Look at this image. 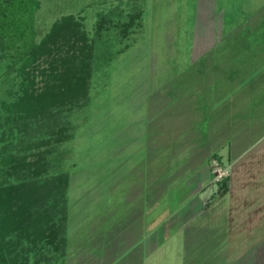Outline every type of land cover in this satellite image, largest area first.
I'll return each instance as SVG.
<instances>
[{
	"label": "crops",
	"instance_id": "1",
	"mask_svg": "<svg viewBox=\"0 0 264 264\" xmlns=\"http://www.w3.org/2000/svg\"><path fill=\"white\" fill-rule=\"evenodd\" d=\"M233 19L235 33L238 27L249 24V34L239 36L241 40L237 43L238 48L243 47L244 52L249 53V62L245 60L242 65L237 51L225 57L230 59L227 72L230 79L234 76L237 83L238 76L245 75L244 84L238 82L233 89L225 82L217 86L218 81L213 82L211 77L208 79L211 82H206V77L215 76L209 70L215 71L218 64L216 57L211 60L212 55L206 61L205 50L217 49L212 44L217 37L215 41L199 43V47L186 46L187 50L175 44L177 52L171 55L178 71L172 77L167 72L161 75L158 83L155 78V82L144 85L145 90L142 86L139 92L129 93L128 97L132 98L128 111L125 106L122 108L121 99L113 100L112 109L108 107L106 112H98L99 116H95V124L101 121L103 126L102 137L101 143L94 149L91 147L90 153L101 156L97 159L100 164H105L107 156L116 152L107 139L111 133L107 126L112 119L119 120L121 130L129 131L123 142L131 139L130 145L144 148L146 157L143 162L139 161L140 167L129 158L128 171L132 174L126 176L127 182L125 177L117 181H110V177L105 181L106 176L100 179L96 176L100 189L94 188L85 196L73 195L75 184L74 177L71 178L63 233L66 244L62 257L54 254V264H157V254L164 252L166 246L178 251L179 245L186 244L189 251H195L201 249L207 239L215 244L214 235L220 233L216 226L210 225H216L223 214L233 216L237 208L232 207V203L236 205L242 199L247 204L252 200L264 202V25H258L264 23V4L253 13L249 12V19H241V22L236 17ZM118 38L125 40L121 36ZM106 53L104 51L101 57H107ZM99 58L95 47L93 64ZM158 65L152 66L153 76ZM185 73L187 80L178 83V78ZM94 75L93 72L92 80ZM92 87L93 81L90 91ZM111 88L104 85L102 90ZM87 98L90 101V94ZM105 102L106 95L98 107ZM170 105H173V112L168 114ZM121 108L117 115L115 111ZM107 112L113 115L109 122H105ZM94 134L88 137L93 138ZM123 146L125 149L126 145ZM166 147L167 164L160 159ZM226 151L233 172L227 181V191L221 182L210 185V160L220 163V156ZM130 152L129 149L127 153ZM113 158L110 164L124 162L115 160V155ZM87 167L94 166L88 164ZM164 169L166 181L159 183V173ZM115 170L119 168L108 170V173L113 174ZM121 184L124 189L118 193L117 187Z\"/></svg>",
	"mask_w": 264,
	"mask_h": 264
},
{
	"label": "rangeland",
	"instance_id": "2",
	"mask_svg": "<svg viewBox=\"0 0 264 264\" xmlns=\"http://www.w3.org/2000/svg\"><path fill=\"white\" fill-rule=\"evenodd\" d=\"M33 3L31 4L34 10L32 21L34 22L37 43L45 38L55 24L72 17L80 24L83 32L87 34L89 44L95 43L97 55L100 57L94 61L95 75L92 80V90L89 91L90 101H87L88 98H84L77 102L71 110L60 114L62 124L67 126L69 130L70 139L68 138L56 147L60 151L68 153L66 169L70 171L71 178L74 177L73 195L81 197L100 187V181L96 182V176L99 179L106 176L105 181L110 177V181L123 180L122 178L125 177L124 180L127 182L126 176L132 174L128 171L129 161L138 162L140 167L142 163L139 161L143 162L146 157L144 148L134 144L130 145L131 139L128 138L126 142H123L129 135V131L121 130L119 120L112 119L110 125L107 126L111 131L107 139L112 145V149L116 148V152L107 156L105 164H100L97 159H100L101 156L93 154V152L90 153L91 147L101 143L103 126H101V121L95 124V116H99L98 112L103 114L109 108L112 109V101H119L120 99L124 102L122 108L125 106L128 111L129 99L132 98V96L128 97L129 93L139 92L142 86V89L145 90L144 85H150L151 81L155 82V78L156 83H158L161 75L163 76L167 72L169 77H172L173 73L178 71V68L174 67L176 63L172 57L177 52V49L174 48L175 44L181 46L182 50L183 46L187 50L186 46L199 47V43H207L208 40L211 42V39L215 41V37H217V41L212 44L217 49L206 48L207 56L205 58L212 55L211 60L213 61V58L216 57V65H218L214 69L215 71L209 70L215 76H208L205 80L210 83L211 81L208 79L211 77L213 82L218 81L217 86H220V82H225L235 89L239 81L237 80L236 83L234 76L230 79V74L227 73L230 67V59L227 58L226 60L225 57L237 51L238 61H241L242 65L245 64V60L249 62V53L244 52L243 47L238 48L237 46L241 40L239 36L249 34V24L238 27L235 33L236 26L233 17L239 19L240 22L243 19H249V12L253 13L256 8L261 7L264 0H35ZM135 10L141 11L142 17L138 20L140 25L132 30L129 38L125 40L118 38V30L115 28L103 33L102 36H97V25L102 14L110 15L117 22L119 19L127 20V15L136 12ZM261 24L264 25L262 22L258 23V25ZM236 35H238V39ZM203 37L208 39L204 40ZM67 48L68 46L65 47V49ZM104 51H107L105 58L101 57ZM220 53H225L222 55L224 58L219 57ZM154 55L155 57H153ZM208 58L206 61L209 60ZM19 59L15 49L8 50L4 44L0 45V110L5 103L13 106L18 102L26 88L24 85L30 86L27 82L32 78L35 81V88L39 89L43 88L46 83H56L53 78L48 76L51 74L49 59L43 58L35 62L28 69L34 76L32 75L26 81H23L18 74V68L21 66ZM235 59H233L234 63L237 62ZM154 63L159 65L153 76L152 66ZM237 66H240L239 62ZM61 71L62 68H60ZM186 77L188 78L186 73L180 76L178 83H181V80L186 81ZM193 77L191 74L190 80ZM25 82L27 85L24 84ZM104 85L112 87L108 90L109 92L105 90L106 87L102 90ZM105 95L106 102L101 104L99 108L98 104ZM202 96L204 95L202 94ZM122 108L116 110L115 113L118 115ZM167 112L168 114L173 112V105L168 107ZM106 117L108 118L105 122H109L113 115L109 116L108 113ZM94 132L93 138H89L88 135L91 136ZM197 133L195 132V134ZM189 134L194 133L189 132ZM25 135L26 133L19 134L15 140L17 144L12 145L11 148L18 150L20 157L28 156V162H34L38 158L36 156L38 151L43 149L37 147L36 141L40 135L38 134L36 139ZM210 142L213 141L210 140ZM18 145L23 149L21 148V150ZM123 145H126L125 149ZM3 146L4 144L0 143V149ZM129 149L132 152L127 153ZM168 154L167 147L160 154V159L164 160L166 164ZM113 155L116 156L115 160L121 159L124 162H120V160L118 165L110 164L114 160ZM228 157L226 151L220 156L222 158L220 163L217 160H210V162L212 161L210 185H215L217 182L215 178L217 173L214 174L213 171L218 165L226 172L227 178L232 177L233 172ZM50 158H53L54 163H56L54 155ZM169 160L171 163L172 156ZM88 164L89 166L93 164L94 167L90 169L87 167ZM98 164L99 166H96ZM115 167H118L119 170L109 174L108 170ZM56 168L54 167L53 173L56 172ZM102 168L105 169V172H101ZM2 173L0 166V183L4 182L3 177L1 178ZM93 173L94 175L91 176ZM88 174L92 178L87 177ZM159 175L161 176L159 183L166 181L167 172L165 169ZM95 183H97L96 186L93 185ZM128 186V184L127 187L125 185L126 191L130 189ZM121 189H124L122 184L117 187L118 193L122 191ZM217 190L221 192L223 189L217 188ZM244 200H240L242 202H238L236 205L231 204L232 207L236 206L237 208L233 212V216L223 214L217 220L216 225H210L211 227L216 226L215 228L220 233L214 235L215 244L208 242L209 239H207V243L195 251H189L186 244L179 245L178 243L179 246L176 245L178 251H171L172 248L166 246L164 252H158L157 264H264V202L252 200L247 204ZM246 206L247 208H245ZM187 236L186 234V238ZM203 237L206 239V235ZM213 245L214 247L211 248ZM55 251V249H51L47 255L54 256ZM57 252L56 256L62 257L64 254L62 250ZM51 259L53 260V257Z\"/></svg>",
	"mask_w": 264,
	"mask_h": 264
},
{
	"label": "trees",
	"instance_id": "3",
	"mask_svg": "<svg viewBox=\"0 0 264 264\" xmlns=\"http://www.w3.org/2000/svg\"><path fill=\"white\" fill-rule=\"evenodd\" d=\"M34 1L0 0V45L16 50L21 61L20 78L29 80L34 74L28 69L47 58L51 63L48 76L56 82L39 89L30 79V86L24 83L27 86L18 102L13 106L5 103L0 110V143L4 144L0 149L4 180L0 183V264H54L51 257L64 251L71 176L66 169L68 153L56 146L70 139V133L60 114L88 97L94 72L95 43L89 44L87 34L74 18L55 24L40 43L36 42L31 7ZM141 17V11H136L127 15V20L116 22L102 14L96 34L102 36L115 28L119 36L127 39L140 25ZM244 77L238 76L241 84ZM23 133L33 139L40 135L37 147L43 149L34 162L11 148ZM53 155L56 163L50 158ZM228 180L222 181L225 191ZM51 249L56 250L54 256L47 255Z\"/></svg>",
	"mask_w": 264,
	"mask_h": 264
},
{
	"label": "built area",
	"instance_id": "4",
	"mask_svg": "<svg viewBox=\"0 0 264 264\" xmlns=\"http://www.w3.org/2000/svg\"><path fill=\"white\" fill-rule=\"evenodd\" d=\"M213 173H217L215 177L217 179V182H222L225 178L228 177L226 172H224L223 168L219 165L214 169Z\"/></svg>",
	"mask_w": 264,
	"mask_h": 264
}]
</instances>
